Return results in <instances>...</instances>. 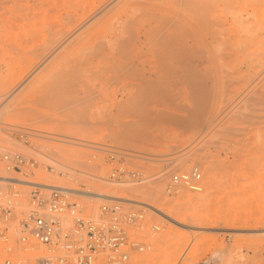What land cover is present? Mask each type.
Segmentation results:
<instances>
[{"label":"rangeland","instance_id":"374dc122","mask_svg":"<svg viewBox=\"0 0 264 264\" xmlns=\"http://www.w3.org/2000/svg\"><path fill=\"white\" fill-rule=\"evenodd\" d=\"M142 1L0 0V152L36 161L0 174L142 210L150 248L121 264H260L264 0ZM193 166L202 189L167 192Z\"/></svg>","mask_w":264,"mask_h":264},{"label":"built area","instance_id":"2783aa9c","mask_svg":"<svg viewBox=\"0 0 264 264\" xmlns=\"http://www.w3.org/2000/svg\"><path fill=\"white\" fill-rule=\"evenodd\" d=\"M107 154L113 158L115 152L107 150ZM35 164L32 158L19 152H0V166L7 171L25 172ZM50 169L53 171L54 167ZM117 175L113 172L110 180L115 181ZM27 186L25 209L18 211L20 204L11 187H7L8 191L0 190V264H96L100 258L121 264L132 253L149 250V242L135 234L144 226L142 210L113 201L100 205L95 214L88 215L85 206L71 197L73 193L68 187L38 183ZM181 188L194 192L202 189L197 166L167 178V192L176 193ZM151 228L157 226L152 224ZM34 246L43 247L44 252L33 256ZM216 258L209 255L200 264H219ZM260 264H264V247Z\"/></svg>","mask_w":264,"mask_h":264},{"label":"bare ground","instance_id":"6f19581e","mask_svg":"<svg viewBox=\"0 0 264 264\" xmlns=\"http://www.w3.org/2000/svg\"><path fill=\"white\" fill-rule=\"evenodd\" d=\"M138 1V3L140 4L141 2V4H143V5H145L146 3H147V1H142V0H140L141 2H139V0H137ZM132 3V2H131ZM135 3V2H134ZM149 5V4H148ZM236 14V13H235ZM79 61V60H78ZM263 89H264V87H263ZM75 94H77V91L75 90L74 91V95ZM6 172V171H5ZM7 173V172H6ZM2 176V178L0 179L1 180V182H11L12 184H21V185H27L28 183H35V184H45V183H41V182H36V181H30V180H24V179H19V178H15L14 176H12L11 174H9V173H7V174H4V173H2L1 174ZM112 180H114V179H112ZM0 182V183H1ZM46 185H52V184H46ZM52 186H57V185H52ZM57 187H64V186H57ZM69 189H71V191H72V193L73 194H77V195H81V196H89V197H94V198H96V199H102V200H104V199H108V197H113V198H119L118 196H113V195H111V194H109V193H107V192H100V191H80V190H76V189H72V188H69ZM124 200H129V199H127V198H124ZM118 203H120V202H118ZM145 203V202H144ZM150 209H158L157 207H156V204H149V203H145Z\"/></svg>","mask_w":264,"mask_h":264}]
</instances>
